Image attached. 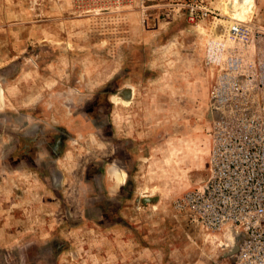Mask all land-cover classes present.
<instances>
[{
	"label": "rangeland",
	"instance_id": "obj_1",
	"mask_svg": "<svg viewBox=\"0 0 264 264\" xmlns=\"http://www.w3.org/2000/svg\"><path fill=\"white\" fill-rule=\"evenodd\" d=\"M243 10L0 0V264H231L230 231L175 204L209 180L229 52L257 60L264 43V0Z\"/></svg>",
	"mask_w": 264,
	"mask_h": 264
},
{
	"label": "built area",
	"instance_id": "obj_2",
	"mask_svg": "<svg viewBox=\"0 0 264 264\" xmlns=\"http://www.w3.org/2000/svg\"><path fill=\"white\" fill-rule=\"evenodd\" d=\"M197 8L192 6V19ZM231 37L250 45L241 27ZM210 94V177L202 189L179 197L175 208L192 223L230 231L231 264H264V43L257 60L230 51Z\"/></svg>",
	"mask_w": 264,
	"mask_h": 264
},
{
	"label": "bare ground",
	"instance_id": "obj_3",
	"mask_svg": "<svg viewBox=\"0 0 264 264\" xmlns=\"http://www.w3.org/2000/svg\"><path fill=\"white\" fill-rule=\"evenodd\" d=\"M232 1L235 2L236 6L242 7L244 9L243 11H247L251 7V4L253 3V0H232ZM116 100H118V98ZM109 173H110V176L114 178L113 183L116 184V186L120 185L126 181V172L123 170L119 171L117 168L110 166ZM229 236H230V238H228V239L229 240L231 239L230 242H232V237H231V235H229ZM224 246L230 247L231 243L225 244Z\"/></svg>",
	"mask_w": 264,
	"mask_h": 264
}]
</instances>
